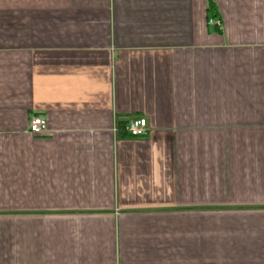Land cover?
I'll list each match as a JSON object with an SVG mask.
<instances>
[{
  "label": "crops",
  "instance_id": "obj_1",
  "mask_svg": "<svg viewBox=\"0 0 264 264\" xmlns=\"http://www.w3.org/2000/svg\"><path fill=\"white\" fill-rule=\"evenodd\" d=\"M215 4L0 0V264H264V0Z\"/></svg>",
  "mask_w": 264,
  "mask_h": 264
},
{
  "label": "built area",
  "instance_id": "obj_2",
  "mask_svg": "<svg viewBox=\"0 0 264 264\" xmlns=\"http://www.w3.org/2000/svg\"><path fill=\"white\" fill-rule=\"evenodd\" d=\"M208 24H219L218 19H208ZM28 129L30 132L38 134L45 132L47 129V124L45 119L40 116H34L30 119L28 124ZM124 130L128 136L136 138V137H144L148 134V124L147 120L143 117H138L131 119L124 126Z\"/></svg>",
  "mask_w": 264,
  "mask_h": 264
},
{
  "label": "trees",
  "instance_id": "obj_3",
  "mask_svg": "<svg viewBox=\"0 0 264 264\" xmlns=\"http://www.w3.org/2000/svg\"><path fill=\"white\" fill-rule=\"evenodd\" d=\"M206 12L208 19L217 17V7L215 4V0H207Z\"/></svg>",
  "mask_w": 264,
  "mask_h": 264
}]
</instances>
